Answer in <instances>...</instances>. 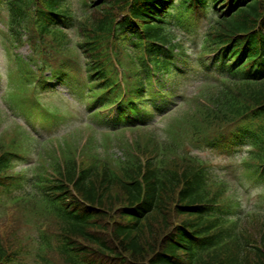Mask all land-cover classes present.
<instances>
[{
    "label": "trees",
    "instance_id": "obj_1",
    "mask_svg": "<svg viewBox=\"0 0 264 264\" xmlns=\"http://www.w3.org/2000/svg\"><path fill=\"white\" fill-rule=\"evenodd\" d=\"M176 3L89 0L88 13L79 16L70 0H0L12 44L29 42L60 79L70 74L66 59L74 58L58 54L81 46L96 95L107 104L122 94L110 61L119 46L132 47L140 62L149 56L156 68L170 71L167 55L182 45L166 20L186 27L210 18L205 51L222 48L218 59L229 75L171 118L173 139L133 121L131 130L141 129L132 140L109 136L98 150L93 136L85 143L71 136L45 148L33 195L12 197L25 182L13 165L22 144L16 136L1 137L0 205L12 200L40 232L33 241L20 239L16 230L0 233V264H23L27 244L37 249L34 264H264V217L230 219L226 184L183 150L184 136L232 144L247 137L252 149L244 165L264 164V0H181L182 17L174 13ZM75 25L76 43L68 32ZM18 60L22 73L34 75L28 60ZM139 80L135 68L126 71L125 86L138 97L145 90ZM146 104L141 117L150 115ZM127 112L138 118L140 107ZM114 147L123 156L116 157Z\"/></svg>",
    "mask_w": 264,
    "mask_h": 264
},
{
    "label": "rangeland",
    "instance_id": "obj_2",
    "mask_svg": "<svg viewBox=\"0 0 264 264\" xmlns=\"http://www.w3.org/2000/svg\"><path fill=\"white\" fill-rule=\"evenodd\" d=\"M0 28L3 29V23L0 21ZM16 51L21 55H28L30 50L27 45L19 47ZM12 61L8 56L6 45L2 39L0 34V72L2 74V82L0 84V108L4 112V121L2 126L0 127V132L10 125H16V123H20L26 128L31 129L28 130L32 135H36L38 137H44L48 135L49 132H45L43 125L38 120H30L25 118L20 111L16 110V112H12L9 110L6 102H4L3 96L7 88V84L10 82V70L12 69ZM194 86L192 85L185 91V94L188 96L193 94ZM59 94L64 96L66 99L70 97L67 89L60 85V87H56V91H45L41 94V98L45 103L52 105L57 109H61L64 111V118L62 121L58 123L57 129L51 132H57V134L65 133L69 130H72L75 127L79 128L80 133H84L87 131L88 127L86 125H93L94 127L100 128L97 123L89 116L87 113H83L81 111V105L74 100L72 104H69L64 99H62ZM76 113V117L74 114ZM29 123V125H28ZM88 132V131H87ZM130 138V136L128 137ZM36 146L33 148V152L29 154V156L21 163L16 172L22 171L24 169H30L32 165L35 164L34 159L36 157L35 152ZM120 150H114V153L120 154ZM199 154L211 160L214 165L222 172V175H225L229 179L232 180L233 187H235V194H238L242 203V209L244 212L250 211V209H259L264 211V200L260 198V194L262 193L264 185L261 183H257L255 179L248 178L245 172L240 168V156L241 154H237L235 156H229L226 154H220L218 151L214 150H205L200 151ZM30 172V171H29ZM29 174V173H28ZM239 182V183H238ZM238 187V188H237ZM241 187H248L247 191H245ZM13 213L9 212L8 215H12ZM28 234L31 236H35V229L31 228L27 230Z\"/></svg>",
    "mask_w": 264,
    "mask_h": 264
},
{
    "label": "snow or ice",
    "instance_id": "obj_3",
    "mask_svg": "<svg viewBox=\"0 0 264 264\" xmlns=\"http://www.w3.org/2000/svg\"><path fill=\"white\" fill-rule=\"evenodd\" d=\"M161 110H164V109H161V108L157 107V111H161Z\"/></svg>",
    "mask_w": 264,
    "mask_h": 264
}]
</instances>
